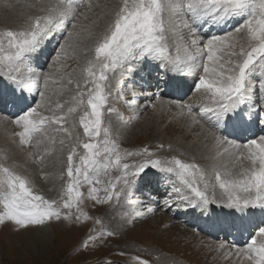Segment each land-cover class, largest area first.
<instances>
[{
  "label": "snow or ice",
  "instance_id": "obj_1",
  "mask_svg": "<svg viewBox=\"0 0 264 264\" xmlns=\"http://www.w3.org/2000/svg\"><path fill=\"white\" fill-rule=\"evenodd\" d=\"M26 7L20 26L0 29V113L7 112L4 119L16 129L11 143L18 138L21 150L35 149L27 155L36 165H60L63 183L55 198H47L8 163V149H0V224L81 223L93 219L81 207L85 198L94 206L123 201L143 207L147 202L136 194L144 188L160 194L156 186L163 183L172 189L165 206L191 205L205 213L212 205L229 209L224 220L209 216L222 231L248 233L244 246L233 243L235 251L228 254L241 264H264V134L254 131L264 126V0H118L111 8L93 0H33ZM48 56L44 71L40 60ZM71 58L83 64L65 71ZM125 74L175 88L193 78L191 89L206 105L169 104L186 128L199 126L198 136L206 132L212 159L224 161L213 165L214 180L195 157L160 155L162 143L155 151L121 149L105 124V110L115 111L108 104L111 80L119 76L123 82ZM65 93H71L69 99H60ZM36 94L33 106L28 97ZM161 95L147 93L162 105ZM136 98L133 89L130 108ZM157 103L147 106L155 110ZM57 142L60 156L48 161ZM167 148L172 151L171 144ZM41 176L48 178L43 171ZM85 184L86 194L81 191ZM94 223L101 228L90 229L81 247L115 234L100 218ZM225 248V242L218 245Z\"/></svg>",
  "mask_w": 264,
  "mask_h": 264
},
{
  "label": "rangeland",
  "instance_id": "obj_2",
  "mask_svg": "<svg viewBox=\"0 0 264 264\" xmlns=\"http://www.w3.org/2000/svg\"><path fill=\"white\" fill-rule=\"evenodd\" d=\"M7 2L8 0H0V29H3L5 27L17 28L18 26L21 25L20 24L18 26H12L10 24L9 19L6 17L8 16V12L5 10V7L9 5V3ZM12 2L15 3V5L18 3L17 0H12ZM29 2L30 0H28L25 5L20 4L22 8L21 10L16 11L15 15H22V16L26 15L29 11L26 5L30 4ZM93 2L94 3L98 2L101 5H107L109 8H111L114 4L118 2V0H93ZM6 9H14V8L6 7ZM95 11L98 13L100 9H95ZM101 23L102 21L100 22V24ZM55 46L56 45L53 43L49 45V48L51 49ZM75 60H76L75 58L74 59L71 58L67 60L66 62L67 68L65 69V71L72 70V68L75 66ZM44 61H46V63H44ZM50 61H51V56L49 58L41 57L40 64L42 65V70L44 71L48 70V62ZM153 75L155 76V73ZM130 80L137 81V83H140V85L137 86L139 88L138 89L133 88L135 87L136 83L132 85L134 82L133 83L129 82V79L127 78V74H125V78L123 82H121L120 78L118 77L116 79H113V81L110 83L111 96L108 100V104L111 105L115 109V111L112 113H108L105 110V124H106V120L110 117L115 120V124L112 130L113 138L115 136H119V134L116 135L117 134L116 130L119 131V128L123 127L121 131H123L127 135L122 136L116 141L119 143L121 149L138 150L147 146L150 150L155 151L157 150V145L161 144L162 142L160 143L159 141L161 140L157 141V139L155 138L156 137L155 133H157V129H156L157 126L153 124L155 122L154 116L150 114L152 107L147 106L151 103H157L155 102L156 101L155 96H153L151 100H149L148 98L149 96H142V102H144V105L143 103H139L138 105L135 104V106L132 108L128 106V99L131 95V90L133 89L136 91L137 96L142 93H145V91H147L148 89H151L148 91V93L150 92L152 93L153 92L152 88L157 83V80L152 79L150 81V86H146V87H145V81H149V79H146L144 81V80H140L139 77L137 76L136 78ZM42 85L43 84L41 83V88H43ZM142 87H144L145 91H142ZM112 89L115 90V93H112ZM34 98L35 97H32V99L29 100L30 104L32 103ZM60 99L64 100V95L60 97ZM68 99L69 98H67V100ZM183 99L184 98H180V100ZM37 100H39L38 95H37ZM137 100L138 99L135 100L136 103ZM35 103L36 102L33 103V106L35 105ZM139 106H142V108H139ZM82 114H83L82 112L74 114L77 124L79 120V115ZM6 115L8 116L7 113ZM162 120H163L162 118L157 119V123L159 127L162 126L163 129L174 128L171 123L164 122ZM5 124H6V128H4L3 130L6 129L8 131V132L6 131L7 133L11 134L12 131L16 130L14 125L10 123V118L9 120L7 119L6 123L5 122L2 123L0 120V125L3 126ZM148 124H150L149 128H144V126ZM2 126L0 127L2 128ZM256 127L257 130L261 132V133H256L257 136L260 134H264V126L257 125ZM78 131L80 132L81 135H83L82 128H78ZM132 131L134 132L143 131V133L136 134L137 135L136 137L132 136L130 137L131 139H129L128 135L130 136V133ZM173 132L174 131L171 130L169 135H173ZM5 148L8 149V154L10 156L8 163L14 164L16 171H18L22 175L29 176V178L32 180V182L35 185L34 188L35 191L45 195L47 198H55L59 194L61 184L63 183L60 177V165L52 163L53 167H51V169L48 170L46 169L47 165L39 166L34 164L32 162L33 158H29L27 153L30 151L34 152L35 149L26 148L24 150H21L18 147V138L16 145H13L11 143V135L6 143H3L0 139V149H5ZM67 150L68 149L66 147L63 152V155L61 156V158L64 160H66ZM175 153H177L175 150L169 151L167 145H165V148L162 151H160L159 154L162 156H171V155H176ZM2 155L3 153H0V157H2ZM58 156H60V152ZM56 157H57L56 155L53 157L54 159L53 162L56 160ZM198 163L201 164L200 162ZM41 171L47 174L48 176L47 179L41 176ZM112 174L114 175V173ZM102 179L107 180V177L102 176ZM210 179L214 180L213 171ZM47 180H51L50 183L51 184L53 183V186L49 188L44 186L45 184L42 186V183H45V181ZM164 185L165 184H163L162 186L157 185L156 187L158 188L159 193L161 190L163 191L166 190L165 194L164 193L158 194L157 191H153L151 188H144L143 189L144 191L142 190L143 194L141 192H138L136 194L141 200L147 202L143 207L125 206L123 201H121L122 204L120 203L119 206L123 211L122 210L121 212L119 211L116 217L121 216L124 213H125L124 216H132L131 217L132 222L131 221L128 222L129 224H127L125 230L123 231L122 230L120 231L121 228L116 223H112L113 221H108L106 216L107 211L116 213L115 201H113L111 205L105 204V205L94 206V202L88 200L87 198H85L81 207L83 208L84 211H86L90 216L93 217L92 220H83L82 218L81 223L53 221V222H49L46 227L27 226L25 228H19L18 226H16L14 223L11 222H5L3 224H0V264H108L109 261H111L112 264H136L134 258L137 256L150 261V264H168V263L173 264V262L174 263L180 262V264H185V263L186 264H212V263L219 264L217 262L218 260L212 257L217 253L219 254L218 250L209 248L205 244L200 243V240L197 239V237L191 239L190 236L187 234V232H184L185 236L183 238L185 239V241L183 238H182L183 240L179 238V234H181L184 229H187L190 231L192 230V232L193 231L197 232L201 236L209 239L206 236L209 234H207L206 232H202L203 229L200 230L202 226L204 227V223H203L204 220L200 221L199 226L201 225L202 226L199 227V229H193L189 227V224L186 225V223L183 222V219L181 220V217L180 218L179 216L178 218H176L177 216L175 217V214H173V212L176 213V211H180L181 208L180 207L177 208L173 205L170 207L166 206L165 208L166 211L164 212L162 211V215L161 217H159V218L163 217L162 219L152 220L155 218L154 216L155 214L161 213L162 209L161 210L159 209L160 211L158 209L155 210L153 209L152 211H148V209H152L153 205L155 204L157 205L159 203H160L159 207H161V205L163 206L164 205L163 200L165 198V195H167L170 191H172L170 185H165V186ZM163 187L164 188L168 187V188L164 189ZM87 188L88 185L86 184L82 185L81 191L86 194ZM52 191L56 194L55 195L54 193L51 194ZM149 196L152 197L150 201H149ZM174 198L176 199L177 197L173 195L172 199ZM167 207L169 208L168 210ZM188 210L190 211L189 208L187 209V211ZM199 212H203V211L201 210ZM170 214L171 215L173 214L172 215L173 218L174 217L176 218L175 222H173L170 219V217L172 218ZM124 216H121V218H124ZM95 218H100L103 227H105L108 230L114 231L115 234L112 236H104L103 238L98 239L94 244L93 242H89L88 247H81L83 241L89 235L90 229L95 227L97 230H99L101 228V225L94 223ZM184 218L188 219V217H184ZM178 225H180V227H178ZM170 227H173V229L171 228L173 232H168ZM209 228L210 227H207L206 230L207 232L212 230ZM43 229L44 230L47 229L45 231L47 232L49 231L51 233V240L49 244L43 242L42 238H40ZM221 231L222 230L220 229L216 230L215 233L219 235H216L214 233L213 235L215 236L212 237V239L219 240L218 237L220 236ZM230 232L231 233L229 237L226 238V241L228 243H231V239H233L234 242H236L239 239L240 236L239 234H247V232L244 233V231L241 232L238 231L237 229H231ZM44 244L45 245L48 244V246H46V248H43L42 250L44 251L41 253L39 252V248L41 245ZM207 247L209 248L210 251L208 250ZM206 251L212 252V255L204 256L207 253ZM121 253H123V255H121ZM221 256L222 255H219V257ZM223 261L224 260L221 259L220 262Z\"/></svg>",
  "mask_w": 264,
  "mask_h": 264
},
{
  "label": "bare ground",
  "instance_id": "obj_3",
  "mask_svg": "<svg viewBox=\"0 0 264 264\" xmlns=\"http://www.w3.org/2000/svg\"><path fill=\"white\" fill-rule=\"evenodd\" d=\"M18 1V3L15 5V3H13L12 2V0H8V2L7 3H9V5L8 6H6V7H13L14 9H6V7H5V10L8 12V16H6L8 19H9V22H10V24L12 25V26H18V25H20V24H22L23 22H24V18H25V15H15V12L16 11H18V10H21V8H22V6L20 5V4H22V5H25L26 4V2L28 1V0H22V1H20V0H17ZM33 2V0H30V2L29 3H32ZM6 4V3H5ZM2 6V5H1ZM19 8V9H18ZM12 10H14V11H12ZM3 21V20H2ZM102 21V23H101V25L103 24V18L100 20V22ZM213 30H215L216 31V29H213ZM50 56H48L47 58H49ZM72 59H74V58H72ZM44 63H46V61H44ZM78 64H80V65H82L83 64V59H81V60H75V66L73 67V68H75V67H77V65ZM72 68V69H73ZM110 76H111V74H109ZM171 75V74H170ZM119 76H117V78H118ZM152 79H150L149 78V81H145V87L146 86H150V81H151ZM113 80H111V82H112ZM155 81V80H154ZM129 82H131V83H133L132 85H134L135 83V87H133V88H135V89H138L139 87H137L138 85H140V83H137V81H131L130 79H129ZM142 82V81H141ZM180 86L178 87V88H175V87H167L163 82H159V84H158V86H156L157 85V83L154 85V87L152 88V93H156V92H159V93H161L162 95H161V100L164 102L162 105L161 104H159V103H157L158 105H157V108L154 110L153 108H151V115H153L154 116V120H155V122L153 123L155 126H157V133H155V138L157 139V141H159V140H161V141H159L160 143L162 142L164 145H168V144H171L172 145V150H175L177 153H175L176 155H180V153H186V155H184V156H182V158L183 159H185V160H188V161H190L191 159H192V157H195V160H196V162L198 163V162H200L203 166H205L206 168H207V170H208V172H209V175H210V177L212 176V171H213V165L214 164H223V160H214V159H212V157L214 156V151H213V149H212V144H211V140L210 139H206L205 137H206V132L203 134V135H197V133H199L201 130H200V128H199V126H193L191 129H188V128H186L185 126H184V122L182 121V120H180V119H177L176 117H175V112L177 111V109L175 108V105H170L169 104V102L170 101H172V100H179V101H181V102H191V103H193V104H197V103H199L201 106H205L206 105V103L207 102H205V101H202V100H200V98L198 97V95L194 92V91H192V89H191V86L192 87H194V82H193V78L192 77H188V78H186V79H184V80H181L180 82ZM111 85V84H110ZM42 87H43V85H42ZM125 90V89H124ZM149 90H151V89H148L147 91H145V89H144V87H142V91H145V93H142V94H140V95H138L137 96V98L136 99H138L137 100V103L135 102V104H139V103H143V105H144V102H142V96H147V93H148V91ZM127 91V90H126ZM112 93H115V90H113L112 89ZM122 93H123V91H122ZM66 95H64V100H67V98H69V96L71 95V93H65ZM26 95H28L27 93H26ZM37 95L38 94H36V98H34V100L32 101V105H33V103L34 102H36V100H37ZM29 98V100H31L32 99V97L31 96H29L28 97ZM149 98V100H151V98H153V96L152 97H148ZM180 98H184L183 100H180ZM53 99H55V97L53 98ZM147 101H148V99H147ZM155 102H157V101H155ZM146 103V102H145ZM148 103V102H147ZM139 108H142V106H139ZM138 111V110H137ZM6 113L7 112H3V113H0V120H1V122L3 123V122H5L6 123V121L7 120H5L4 119V117H7V115H6ZM8 114V113H7ZM109 115V114H108ZM158 118H162L163 120L162 121H164V122H169V123H171L172 125H173V127L174 128H168V129H163L162 128V126L161 127H159V125H158V123H157V119ZM4 120V121H3ZM9 120V119H8ZM11 123V122H10ZM106 124L107 125H110L111 126V128H112V130H113V127H114V124H115V120L113 119V118H108L107 120H106ZM8 125H9V123H8ZM117 125V124H116ZM115 125V126H116ZM149 125L150 124H148V125H145L144 126V128H149ZM0 126H2V125H0ZM117 127V126H116ZM170 127V126H169ZM176 127V128H175ZM1 128V127H0ZM4 128H6V124L5 125H3L2 126V128L0 129L1 130V132H0V139H1V141L3 142V143H6L7 141H8V139H9V137H10V133H7L8 131L5 129V130H3ZM123 128V127H122ZM122 128L120 127L119 128V131L118 130H116V132H117V134L116 135H118L119 134V136H115L114 138H115V140L117 141L119 138H121L122 136H126L127 134H125L123 131H121L122 130ZM162 128V129H161ZM8 129V128H7ZM10 129V128H9ZM171 130H173L174 132H173V135H169V133H170V131ZM7 131V132H6ZM154 131V130H153ZM254 131L256 132V133H261L260 131H258L257 130V127H256V129H254ZM7 133V134H6ZM143 133V131H136V132H134V131H132L131 133H130V136L128 135V138L129 139H131L130 137H132V136H134V137H136L137 135L136 134H142ZM134 134V135H133ZM261 135V134H260ZM59 139V138H58ZM128 139V140H129ZM153 140H155V139H153ZM118 143V142H117ZM119 144V143H118ZM128 144V143H127ZM126 144V145H127ZM55 148L57 149V151L55 152V153H53L51 156H49L47 159H48V161H53L54 159H53V157L56 155V156H58V154H59V149H60V145H59V143L57 142V144L55 145ZM57 158V157H56ZM11 164V163H10ZM45 165H47L46 166V169H48V170H50L51 169V167H53V165H52V163H47L46 162V164ZM58 167V166H57ZM43 168V167H42ZM28 169V168H27ZM55 169H56V167H55ZM47 170V171H48ZM53 170V169H52ZM34 171H35V169H34ZM58 171V170H57ZM211 171V172H210ZM55 172V171H54ZM53 173V172H52ZM114 173V172H113ZM115 174V173H114ZM54 180V179H53ZM50 181L51 180H47V181H45V183H42V186L44 185V186H46V187H51V186H53V183L51 184L50 183ZM160 186H162L163 185V183H160L159 184ZM165 186V185H164ZM45 187V188H46ZM164 188V187H163ZM166 188H168V187H166ZM166 188H164V189H166ZM171 188V187H170ZM42 189V188H41ZM52 189V188H51ZM50 191V190H49ZM144 191V190H143ZM46 192H48V191H46ZM56 192V191H55ZM165 192H166V190L165 191H163V190H161L160 191V193H164L165 194ZM171 192V191H170ZM51 193V192H50ZM54 192L52 191V193L51 194H53ZM56 193H54V195H55ZM218 194V193H217ZM149 195V194H148ZM166 196V195H165ZM173 200H175V198L173 199ZM122 204V203H121ZM160 204V203H159ZM159 204H155V205H153V207H152V210L154 209H162L161 210V213H157V214H155L154 216H155V218L154 219H152V220H156V219H162V218H159V217H161V215H162V211L164 212V211H166V206L165 205H161V207H159ZM172 206V205H171ZM173 206H175L176 207V205L175 204H173ZM185 206V207H184ZM114 208V207H113ZM180 208H181V212L180 211H176V213H174L173 212V214H175V217L176 218H178V216H179V218L181 217V220L183 219V222L184 223H186V225L187 224H189V227H191V228H193V229H199V227H201V226H199V224H200V221L201 220H204V227L202 226L201 228H200V230L201 229H203V231L202 232H206L207 234H209V235H206L209 239H207V238H205V237H203V236H201L200 234H198L197 232H192V230L190 231V230H187V229H184L183 231H182V233L181 234H179V238L180 239H182L184 236H185V234H184V232H187V234L190 236V238L191 239H193V238H195V237H197V239H199L200 240V243H203V244H205L206 246H208L209 248H213V249H216V250H218V252H219V254L217 253L216 255H213L212 257L214 258V259H216V260H218L217 262L219 263V264H241V261L240 260H238V258L235 256V255H229L228 253L229 252H234L235 251V249L234 248H232V244L233 243H235L236 244V246L237 247H243L244 246V244H245V241H246V239L248 238V233L247 234H239L240 236H239V239L236 241V242H234V240L233 239H231V243H228L227 241H226V238H228L229 237V235H230V230L231 229H227V230H225V231H221V234H220V236L218 237V239L219 240H214V239H212V237H214L215 235H213L215 232H216V230H218L219 228L218 227H214L213 225H212V223H211V221L209 220V216H219V218L221 219V220H224L225 219V215H227L228 213H229V209H227V208H220V207H217L216 205H212V206H210V208H209V210H208V212L207 213H205V212H199V211H201V209L200 208H195V209H193L192 208V206L191 205H181L180 206ZM183 208H185V209H183ZM190 209V211L188 210L187 211V209ZM125 209V208H124ZM169 208L167 207V210H168ZM213 209H214V212H213ZM106 210V209H105ZM121 208H120V206L119 205H117L116 204V209H115V212L116 213H112V212H109V211H107V219H108V221H113L112 223H116L121 229H120V231L122 230H125V227L127 226V224H129L128 222H130L131 221V217L132 216H124L125 215V213L123 214V215H121V216H124V218H121V216H117L116 217V215H118V213H119V211L121 212ZM159 210V211H160ZM195 210V211H194ZM123 211V210H122ZM171 211V210H170ZM106 212V211H105ZM141 214V213H140ZM159 214H160V216H159ZM172 214V215H173ZM115 215V216H114ZM127 215H128V213H127ZM171 215V214H170ZM171 215V216H172ZM112 217H114V218H112ZM173 218V216H172V218L170 217V219L173 221V222H175V220H176V218ZM184 217H188V219H185ZM112 218V219H111ZM163 221V220H162ZM132 222V221H131ZM142 223H145V222H142ZM161 223V222H160ZM110 225V224H109ZM177 226V225H176ZM184 226V225H183ZM112 227V226H111ZM178 227H180V225H178ZM207 227H210L209 229H212L211 231H209V232H207L206 230H207ZM171 228L173 229V227H170L169 228V231L168 232H173V230H171ZM45 230H47V229H45ZM44 229H43V231H42V234L40 235V238H42V241L43 242H45V243H50V240H51V233L48 231H45ZM181 232V231H180ZM244 233H246V231H244ZM216 235H219V234H217V233H215ZM235 234V233H234ZM178 237V236H177ZM236 237V236H235ZM184 239V238H183ZM182 239V240H183ZM225 239V240H224ZM227 240H229V239H227ZM184 241H185V239H184ZM190 241V240H189ZM221 242H225L226 243V248L224 249V250H219L218 249V245L221 243ZM48 244L47 245H41L40 246V248H39V252H43L44 250H42L43 248H46V246H48ZM204 245V246H205ZM198 246V245H197ZM203 246V245H202ZM207 247V248H208ZM209 248H208V250H209ZM212 250V249H211ZM210 251V250H209ZM207 252L204 256H210V255H212V252ZM215 251V250H214ZM195 252V251H194ZM205 252V251H204ZM154 253V252H153ZM45 254H48V253H45ZM201 254V253H200ZM219 255H222L221 257H219ZM162 257V256H161ZM166 257V256H165ZM169 257V256H168ZM57 259V258H56ZM173 259V258H172ZM208 259V258H207ZM221 259H223L224 261L223 262H220L221 261ZM168 260V259H167ZM174 260V259H173ZM167 262V261H166ZM169 262V261H168ZM169 264V263H168ZM173 264H180V262L179 263H174L173 262ZM186 264V263H185ZM213 264V263H212Z\"/></svg>",
  "mask_w": 264,
  "mask_h": 264
}]
</instances>
